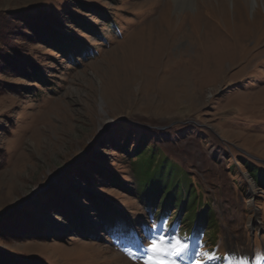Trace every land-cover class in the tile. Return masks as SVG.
Wrapping results in <instances>:
<instances>
[{"label": "rangeland", "instance_id": "rangeland-1", "mask_svg": "<svg viewBox=\"0 0 264 264\" xmlns=\"http://www.w3.org/2000/svg\"><path fill=\"white\" fill-rule=\"evenodd\" d=\"M220 4L218 18L211 7ZM40 10L60 16L64 52L29 31ZM0 53L7 256L141 264L108 230L123 220L188 243L177 264H229L226 249L264 264V187L249 173L264 175V0H0ZM19 61L33 62L45 82L19 75ZM138 144L186 174L194 209L161 206L176 203V186L138 191Z\"/></svg>", "mask_w": 264, "mask_h": 264}, {"label": "trees", "instance_id": "trees-1", "mask_svg": "<svg viewBox=\"0 0 264 264\" xmlns=\"http://www.w3.org/2000/svg\"><path fill=\"white\" fill-rule=\"evenodd\" d=\"M69 19H71V22H77L79 24H82V22H80L81 20L77 16L72 15ZM28 20L29 22L32 20L31 23L32 25L28 24L30 29L29 31H31L36 38H38L41 41H44L46 44L51 45L53 48L60 50L61 52H64L66 48H68L67 47L68 45H66V41H68L67 38L69 37V35L63 32L64 24L62 23L60 16L58 15L53 16V14H51L50 11L40 10L37 11L35 14L29 16ZM85 26L86 25H84L83 27ZM5 37L6 36H4V38ZM2 57L3 54L0 53V59ZM38 71L39 70L36 69L35 64H33V62L30 63V62L19 61L18 64L19 75H22V77H26L27 79H30L32 81L38 80L40 82L43 81L45 82L46 80L45 76H43L42 73H38ZM4 84L10 86L7 82L3 83V86ZM10 88L14 90L13 85L10 86ZM143 144L137 145L135 149L136 157L134 160H131L132 163H134L135 165L133 172H134V176L136 177V187L138 191L146 190L150 188L152 184L159 183L164 186L162 191L168 193L171 191L173 187L176 186V191H175L176 196L174 195L173 198H175L177 201H180V198L184 197L185 201L183 202L181 201L182 203L181 202L178 203L176 201L175 204L169 205L168 204L169 200H166L165 202H162L161 206H163L164 209H169V207L171 206L178 207L182 205L183 207H185L186 213L194 209L192 207L196 205L195 187L192 186L189 178L186 177V174L182 172L174 162L166 158V156H164L161 152H157L156 147L152 144L148 146L149 147L147 150L148 154L144 156ZM246 166L248 165L246 164ZM257 170L261 171L259 169ZM249 173L250 176L254 179V181L258 185L264 187V175L262 176L261 179L257 180L253 177V174H255V172H253V174L252 172ZM262 174L263 173H261V175ZM16 210H18L17 207L3 212V214L7 212H13ZM205 211H209L208 207H205ZM213 215L214 213L211 212L209 221L208 223H206L208 224L209 228L216 226L215 217H213ZM6 219L7 218L5 217L3 219L0 217V222L5 221ZM6 254L7 253H4L0 250V264H8L6 262V260L8 259H12L11 263L9 264H22L19 263V258L11 257L10 256L11 254H8L7 256ZM40 259H42V257L38 255L36 256L32 255L30 256L28 261H30V264L32 262L34 264H43V259L42 260Z\"/></svg>", "mask_w": 264, "mask_h": 264}, {"label": "snow or ice", "instance_id": "snow-or-ice-1", "mask_svg": "<svg viewBox=\"0 0 264 264\" xmlns=\"http://www.w3.org/2000/svg\"><path fill=\"white\" fill-rule=\"evenodd\" d=\"M155 228V225H152ZM110 234H115L117 239L123 241L122 250L133 253L130 259H139L141 264H177V261L172 257H179L189 250L188 243H182L180 239L173 237L172 243H167L164 235L155 236L151 232L137 231L134 227H130L127 222L118 220L108 225ZM148 241L145 244V241ZM196 256H204L207 260L215 259L214 254L197 251ZM232 260L236 264H246L245 259H237L235 254ZM194 264H204L203 260L196 259Z\"/></svg>", "mask_w": 264, "mask_h": 264}, {"label": "bare ground", "instance_id": "bare-ground-1", "mask_svg": "<svg viewBox=\"0 0 264 264\" xmlns=\"http://www.w3.org/2000/svg\"><path fill=\"white\" fill-rule=\"evenodd\" d=\"M254 2H256V0H253ZM210 4V3H209ZM212 5V4H211ZM214 5V4H213ZM211 7V6H210ZM215 7V6H214ZM211 7L212 10L214 11V15L218 18L222 17L223 16V11L220 13L219 9L220 10H225L226 9V6H224L223 4H220L218 7ZM243 12V11H242Z\"/></svg>", "mask_w": 264, "mask_h": 264}]
</instances>
